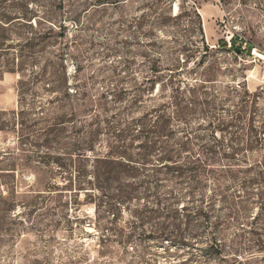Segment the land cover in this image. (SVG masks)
Wrapping results in <instances>:
<instances>
[{
	"label": "rangeland",
	"instance_id": "obj_1",
	"mask_svg": "<svg viewBox=\"0 0 264 264\" xmlns=\"http://www.w3.org/2000/svg\"><path fill=\"white\" fill-rule=\"evenodd\" d=\"M256 51L264 0H0V264H264ZM187 85L190 116L171 104ZM163 110L171 146L188 117L196 154L222 164L179 175L152 155L126 180L148 195L111 224L96 161L120 144L109 126ZM140 143L119 150L139 158Z\"/></svg>",
	"mask_w": 264,
	"mask_h": 264
},
{
	"label": "trees",
	"instance_id": "obj_2",
	"mask_svg": "<svg viewBox=\"0 0 264 264\" xmlns=\"http://www.w3.org/2000/svg\"><path fill=\"white\" fill-rule=\"evenodd\" d=\"M231 40L232 47L234 49H238L237 43L239 40V36L235 34L233 35ZM249 47V49H252L253 45L250 43ZM152 70L155 73L154 75L156 76V79H152L149 77L147 79L148 81H156L159 78V76L157 75H159L160 69L157 68V66H154L152 67ZM186 88H188L186 91L179 89L177 90V95H171V98L174 100L171 102V104L172 106H176V108L179 107L180 104V110L184 108L185 110H187L186 112L188 113V116H190L195 111L197 100L195 90H193L192 86L187 85ZM176 99H180V102ZM173 113L175 114L176 111L174 110ZM187 118L188 117L180 119L181 121L185 122L186 126H184L182 129L180 126V134L183 135V139H181L179 142H176V145H178V147L170 145V142L172 140L171 133L173 132L172 121L174 119V115L171 116L165 113L164 110L163 112H160V114L157 112L156 114H152V116H150V114L148 113L144 114L140 118H133L124 128L119 127L121 124V122H119L120 120L117 122V124L113 123L115 125L109 126V129L113 130L112 135L114 139L120 142V144H112L110 148L111 150L108 152L107 156L104 158H96V161L98 162V176H102L103 182H106L107 185H109V187H112V189L114 190V193L112 194V199L114 200V202L107 203L105 209V212L114 214V218L110 220L111 224H114L118 220L116 218L117 215L114 212V210L118 208L117 205H121L126 201L130 202L134 199L140 200L142 198V195H148L150 188L143 185H145L146 183L148 185L149 182L142 180V183L139 184V182H130L126 180L131 177H136L131 173L132 170L140 171L141 168L145 169L148 164H152L155 166L153 162H150V157L152 155L161 153V156L158 159L159 164H162L160 167H166V170L169 171V173L175 170V172H177L178 174L180 173L179 175L189 174L190 176H194L200 172L201 174L209 172L212 169L209 163V161L211 160L222 164L220 160H217V158L215 159V156L209 155V153H214V155L216 156L219 154L218 150L213 151L212 147L210 146L205 147V154H208L206 156V159H202L198 154H196L194 146V138L196 136L193 137V130L188 128L187 121H184ZM127 139H131V141H134L136 139L141 140L139 148L142 150V152H138L136 154L137 156H139V158L134 159L131 154L126 152L127 150H119L123 148L129 149ZM260 139H262V137ZM220 142L221 145H218L220 149L225 148L226 144L224 143V140ZM222 155L224 158H227L226 152H223ZM57 163L61 165L60 162L57 161ZM258 163L262 167H264V156L259 160ZM260 165L257 167H261ZM257 172L260 178H262V180L264 181V170L262 169ZM100 179L101 178L99 177V180ZM253 182L256 183V179H253ZM250 184H252V180H250ZM259 197L262 200L261 202H264V191L259 194ZM148 209L149 208L147 207L145 210L147 211Z\"/></svg>",
	"mask_w": 264,
	"mask_h": 264
},
{
	"label": "bare ground",
	"instance_id": "obj_3",
	"mask_svg": "<svg viewBox=\"0 0 264 264\" xmlns=\"http://www.w3.org/2000/svg\"><path fill=\"white\" fill-rule=\"evenodd\" d=\"M176 10H177V8H176ZM255 54H256L258 57H260L261 59L264 60V54H262V53H260V52H258V51H256Z\"/></svg>",
	"mask_w": 264,
	"mask_h": 264
}]
</instances>
